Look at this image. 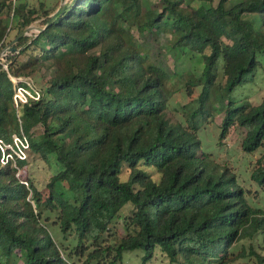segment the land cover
I'll use <instances>...</instances> for the list:
<instances>
[{"label": "trees", "instance_id": "1", "mask_svg": "<svg viewBox=\"0 0 264 264\" xmlns=\"http://www.w3.org/2000/svg\"><path fill=\"white\" fill-rule=\"evenodd\" d=\"M163 2L151 15L142 0H0V47L18 29L6 43L15 47L8 68L0 60V137L23 129L31 138L18 167L0 161V264H124L134 249L143 264L158 249L169 264H230L245 254H234L239 240H264L257 190L202 135L215 112L223 114L219 139L244 127L243 153L263 150L251 177L264 190V98L233 94L263 64L264 0ZM38 18L35 34H21ZM168 31L170 44L161 37ZM166 46L175 59H203L178 88L170 81L183 73L169 65ZM10 73L31 78L40 99L17 109ZM179 91L195 99L173 120ZM51 154L61 167L39 188L23 167Z\"/></svg>", "mask_w": 264, "mask_h": 264}, {"label": "rangeland", "instance_id": "2", "mask_svg": "<svg viewBox=\"0 0 264 264\" xmlns=\"http://www.w3.org/2000/svg\"><path fill=\"white\" fill-rule=\"evenodd\" d=\"M41 0H29L31 5L38 6ZM49 7H54L58 3L59 0H44ZM66 0H62L65 2ZM163 0H142V10L145 12L156 15L161 8L163 7ZM6 21L9 23V18H6ZM41 18L35 20L29 27L25 29V33L28 36H31L36 33L39 29ZM10 24V23H9ZM17 28H12L8 33L6 42L0 47V59L7 63V61L12 57V50L7 47L10 45H6V43L15 38L17 33ZM134 32L138 35L139 28L134 25ZM162 39L167 42L166 44H170L173 40V33L166 32L161 35ZM163 51L165 57L172 67V69L178 70L183 73V75L176 74L174 78L170 81V84L175 88L181 87L188 76V71L193 70L196 74H199L203 68V59L195 56V57H183L179 59H175L172 51L168 49V46L163 47ZM25 58V55H20L18 57L19 60ZM262 65L259 68V72L256 75L253 81H248L243 85L236 87L233 91V94L239 98L246 97L249 101L254 104L260 103L264 98V55L261 56ZM185 76V77H183ZM223 79V76L220 77ZM195 98L188 97L183 92H177L172 99V103L169 109L170 117L175 120L180 117L182 111V105L184 103H189ZM192 105L195 102L191 103ZM216 117L215 120H209L206 123L205 128L202 131L203 138L205 140V144L207 149L212 152V155L223 162H230L234 168L239 172L241 176V181L247 187L253 191L257 190V196L259 198L260 204L264 207V190L261 189V186L251 177V171L254 167L257 166L258 157L261 155L263 150H258L254 152L252 155L244 154L241 142L246 133L244 127L239 125H233L226 137L223 139H219V134L221 132V121L223 118V114L219 112H215ZM43 133V127L41 125L36 126L33 129L32 135L35 139L40 138ZM61 165L56 158L55 154L50 155V159L48 161L44 159H38L36 161H32L23 167V172L26 170L29 175L35 180L37 186L39 188H45L46 183L50 179V176L55 173ZM129 174V169L126 168L123 171V177L126 178ZM252 193V194H253ZM132 210V205L128 204L125 206L122 214L126 215L130 213ZM56 213H52V217L55 218ZM119 223H123V218L121 217ZM52 231L54 232L57 238L62 237L61 231L55 225L51 226ZM251 248H254L260 255L264 256V240L262 235H257L255 238H242L236 243L234 248V254H238L242 250H244V255L238 257L237 260L230 264H260L258 258L255 254L251 252ZM157 256L154 260L150 261L149 264H169V260L167 255L161 251V249L157 250ZM142 255L143 251L141 249L127 250L124 256V264H143L142 263ZM264 264V263H263Z\"/></svg>", "mask_w": 264, "mask_h": 264}, {"label": "built area", "instance_id": "3", "mask_svg": "<svg viewBox=\"0 0 264 264\" xmlns=\"http://www.w3.org/2000/svg\"><path fill=\"white\" fill-rule=\"evenodd\" d=\"M7 48L9 49V46ZM4 65L8 68L7 63H4ZM9 75L16 83L13 99L17 109L24 103L40 99L42 91L31 78L16 76L11 73ZM30 145V135L23 129L19 132H15L10 140L0 137L1 163L7 164L11 162L14 166L18 167L17 160L27 158ZM23 181L28 184L27 180Z\"/></svg>", "mask_w": 264, "mask_h": 264}, {"label": "water", "instance_id": "4", "mask_svg": "<svg viewBox=\"0 0 264 264\" xmlns=\"http://www.w3.org/2000/svg\"><path fill=\"white\" fill-rule=\"evenodd\" d=\"M64 7H65V4L62 3V4L59 6V8L56 10V12L53 14V16H52V18L50 19L49 22H52V21L56 18V16H57V15L63 10ZM24 33H25V30H24L21 34H24ZM9 49H10V50H14L15 47L10 46Z\"/></svg>", "mask_w": 264, "mask_h": 264}]
</instances>
